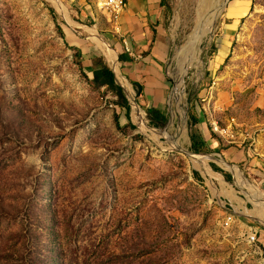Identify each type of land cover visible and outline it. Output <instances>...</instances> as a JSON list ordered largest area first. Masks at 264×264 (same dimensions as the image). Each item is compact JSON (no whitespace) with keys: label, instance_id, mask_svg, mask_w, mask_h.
I'll use <instances>...</instances> for the list:
<instances>
[{"label":"rangeland","instance_id":"rangeland-1","mask_svg":"<svg viewBox=\"0 0 264 264\" xmlns=\"http://www.w3.org/2000/svg\"><path fill=\"white\" fill-rule=\"evenodd\" d=\"M228 1L163 0L162 123L101 31L130 111L93 85L69 0H0V264H264V0L220 54Z\"/></svg>","mask_w":264,"mask_h":264},{"label":"crops","instance_id":"crops-1","mask_svg":"<svg viewBox=\"0 0 264 264\" xmlns=\"http://www.w3.org/2000/svg\"><path fill=\"white\" fill-rule=\"evenodd\" d=\"M69 1L81 15L80 19L93 25L87 26L90 34L87 37L82 31L70 35L71 45L81 51L85 62L91 65L92 58L98 56L95 48L101 50L94 39L93 31L97 34L101 31L104 37L110 35L103 38L108 40L106 41L117 54L121 73H124L129 81L140 83L142 89L138 96L149 108L160 109V103L168 96L166 68L171 52V41L166 26L167 9L163 0H126L125 9L118 21L109 20L105 13L97 8L96 0ZM252 5L253 0L228 1L221 22L224 38L220 45V54H225L229 49L234 34L249 16ZM126 44L130 51L125 49ZM120 53L130 60L120 61ZM260 149L263 158L259 167L260 171L264 172V146ZM261 182L264 183V173Z\"/></svg>","mask_w":264,"mask_h":264},{"label":"trees","instance_id":"trees-1","mask_svg":"<svg viewBox=\"0 0 264 264\" xmlns=\"http://www.w3.org/2000/svg\"><path fill=\"white\" fill-rule=\"evenodd\" d=\"M76 49V56L78 58H82V53L80 50L77 48L73 47ZM114 57L117 59V54L114 55ZM119 60L120 61H126L130 60L129 57H125L122 53L119 54ZM93 62V78H92V83L94 86L100 88V87H106L110 90H112L118 97H119V104L127 111V113L130 111V103L129 100L127 99L125 93H124V87L119 84L116 81L115 73L113 69L110 67L108 62L106 61L105 57L102 55H98L92 58ZM118 78L120 80V83L123 84L121 78L118 75ZM130 82L137 87L138 93L141 91L142 87L140 83L137 81L130 80ZM124 85V84H123ZM148 113L151 116H154L157 120L160 122H165L166 116L164 113L161 111V109L157 107H150L148 108ZM198 122V119H195ZM212 136H214L217 140L221 141L222 137L217 131L214 129L211 130L210 132ZM192 141H193V148L196 151H201V146L196 142V135H191ZM221 170V169H218ZM222 171V170H221ZM224 172V171H222Z\"/></svg>","mask_w":264,"mask_h":264},{"label":"built area","instance_id":"built-area-1","mask_svg":"<svg viewBox=\"0 0 264 264\" xmlns=\"http://www.w3.org/2000/svg\"><path fill=\"white\" fill-rule=\"evenodd\" d=\"M99 4L102 6V9L107 10V17L111 21H118L122 12L126 6V0H97ZM125 49L130 51V47L126 44ZM112 105V104H111ZM223 134H226L227 137L231 136V132L229 128H223ZM230 221L226 223L229 224Z\"/></svg>","mask_w":264,"mask_h":264},{"label":"water","instance_id":"water-1","mask_svg":"<svg viewBox=\"0 0 264 264\" xmlns=\"http://www.w3.org/2000/svg\"><path fill=\"white\" fill-rule=\"evenodd\" d=\"M113 71H114V69H113ZM114 73H115V71H114ZM115 77H116V81L119 83V79H118L116 73H115ZM119 84H121V83H119ZM179 150L184 152L188 156H190L192 158H195V159H196V157H197V159H199V156H204L205 158H209L211 160H214V161H217V162H220V163H224L225 165H227L228 167L231 168L233 174L235 173V167H237L236 165H234L233 163L225 160L222 157H219L217 154H215L213 152H194V151L189 150V149L184 148V147H179ZM245 192L249 195L248 191H245ZM256 201L264 203V199H259V200H256Z\"/></svg>","mask_w":264,"mask_h":264},{"label":"bare ground","instance_id":"bare-ground-1","mask_svg":"<svg viewBox=\"0 0 264 264\" xmlns=\"http://www.w3.org/2000/svg\"><path fill=\"white\" fill-rule=\"evenodd\" d=\"M224 2V1H223ZM101 8H102V6H101ZM202 9L204 10V14H202L203 16H201L200 17V20H199V25L201 26V24L204 22V20L206 19V7H204V5L202 6ZM104 10H106V9H104ZM65 14H66V12H64ZM203 13V12H202ZM190 43H188V45H189ZM180 56H183V54H180L179 55V57ZM177 70V69H176ZM173 74H175V76H176V80L178 81V83L180 84V80L178 79V77H177V72L176 71H174V73ZM178 109H179V112L180 113H182V104H179V107H178ZM183 144H184V142L182 141V146H183ZM199 157H201V156H199ZM197 158V157H196ZM204 158V157H203ZM205 160H206V158H204ZM251 190L253 191V188L251 187ZM255 198L257 199V194L255 195ZM255 198L253 197V199H254V201H255ZM264 212V211H263Z\"/></svg>","mask_w":264,"mask_h":264}]
</instances>
